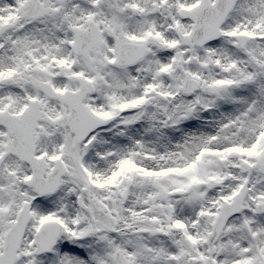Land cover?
<instances>
[{"label": "snow or ice", "instance_id": "obj_1", "mask_svg": "<svg viewBox=\"0 0 264 264\" xmlns=\"http://www.w3.org/2000/svg\"><path fill=\"white\" fill-rule=\"evenodd\" d=\"M0 264H264V0H0Z\"/></svg>", "mask_w": 264, "mask_h": 264}]
</instances>
